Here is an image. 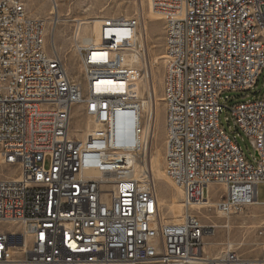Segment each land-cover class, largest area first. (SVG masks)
Here are the masks:
<instances>
[{
  "label": "built area",
  "instance_id": "built-area-1",
  "mask_svg": "<svg viewBox=\"0 0 264 264\" xmlns=\"http://www.w3.org/2000/svg\"><path fill=\"white\" fill-rule=\"evenodd\" d=\"M69 1L49 0L45 20L29 16L23 0H0V165L17 169L0 177V264H264V255L229 247L205 254L210 225L199 217L203 208L230 215L264 207V91L229 106L219 100L251 89L262 72L264 0H148L164 22L162 159L181 190L177 221L162 217L148 164L154 105L144 108L125 59L145 57L143 15L107 17L96 42H83V21L73 19L82 85L56 50L55 29L70 14L60 5ZM75 107L83 128L70 124ZM222 107L255 164L220 125ZM114 113H126V123L113 126ZM36 161L45 172H35ZM211 185L221 187L215 199ZM256 232L264 237V220Z\"/></svg>",
  "mask_w": 264,
  "mask_h": 264
},
{
  "label": "rangeland",
  "instance_id": "rangeland-1",
  "mask_svg": "<svg viewBox=\"0 0 264 264\" xmlns=\"http://www.w3.org/2000/svg\"><path fill=\"white\" fill-rule=\"evenodd\" d=\"M135 1L137 3L136 5L138 6L137 12H141L145 20L144 26L146 29V41L143 42L145 57L144 59L141 58L142 63L140 62L139 67H137V81L139 85H142V81L146 83L142 88L144 99H150V101L155 99L156 102V135L152 141V150H156L159 167L163 170L162 156L164 148V108L161 101V56L163 54L164 22L162 19L155 20L153 15L147 16V0H71L67 3H62L60 5L61 14H63L67 8H69L70 14L68 16H61L60 23L55 29L54 37L56 50L66 64L68 75L83 85V77L78 59L73 48L71 47L70 35L73 29V19H80L83 21L85 18L90 20L97 16H132L134 12H136L134 5ZM23 2L26 12L29 16L39 17L45 20L49 19V0H23ZM82 26L80 28V37L82 36ZM50 38V36L46 37L47 44ZM145 66L148 70V76L143 75V68ZM152 88L154 91H152ZM263 91L264 67L257 79V82L252 86L251 89L246 91L224 92L219 100L222 105L229 106L233 102L255 100L260 98ZM224 96L228 97V99H224ZM79 111L80 107H75L73 109L70 122L72 128L84 127V120L79 118ZM219 123L230 137L235 135V140L238 142L243 156L249 162L255 164L257 156L254 148L251 146L245 135L234 130L235 125L233 124L232 119L229 117V112L224 107H222V111L219 114ZM16 172L17 169L14 166L0 165V177L12 176L15 175ZM156 183V185H158V195L161 193L163 196H170V194L173 193L172 188L175 185L172 183L170 186H167L161 180H156ZM220 190L221 187L211 185L206 189V194L207 196H210L211 199H215ZM179 201L181 203V195L179 196ZM257 201L260 203L264 202V183H259L257 186ZM159 209L164 220L172 221L171 215L168 212V207L166 205L159 204ZM182 214L183 212L181 215ZM199 217L203 224L210 225L209 235H206L203 238L205 254L209 256L217 255L220 251L230 247L232 250H235L238 254L245 258L263 257L264 252L262 243L264 242V237L259 236L256 230L264 220V207H248L239 213L230 215H223L217 212L214 208H203L200 211ZM12 228L15 229V227L10 226V229Z\"/></svg>",
  "mask_w": 264,
  "mask_h": 264
},
{
  "label": "bare ground",
  "instance_id": "bare-ground-1",
  "mask_svg": "<svg viewBox=\"0 0 264 264\" xmlns=\"http://www.w3.org/2000/svg\"><path fill=\"white\" fill-rule=\"evenodd\" d=\"M137 2H139V1H137ZM136 4L137 3L135 1L134 5H135L136 12H137V7L138 6ZM148 15H153V18L155 20L161 19V15L156 10H154L151 7V5L149 4V2L147 0V16ZM106 19H107V17H98V16L94 17V18H92L90 20L85 18L83 20V24H82L83 25L82 26L83 29L81 30L82 31V41L83 42H96V41H98L99 27H100L101 23L103 21H105ZM27 47L28 48H36V40L35 39H27ZM125 59L128 62V64L130 66H132L133 74L135 76H137L138 75L137 67H139L140 62H141L140 55L135 53V52H130V53L126 54ZM137 78H138V76H137ZM145 84L146 83L144 81H142V85H139V83H138V86H140V95L142 96V99H143V102H144L143 103L144 104V108L148 111V110H150V106L154 105L155 116L157 117V108H156V105H155L156 102L154 101L155 99H152V101H150V99L146 100L143 97L142 88H143V86ZM112 88L113 89H121L122 88V84L114 85V86H112ZM121 123H126V113H114L113 126H120ZM87 128H89V127L87 126ZM84 132H86V131H84ZM154 135H155V132L153 130V136ZM152 141H153V138H151V140H150V144H149V158H148L149 159V163L148 164L150 166L152 178H153L155 183H156V180H158V181L161 180L167 186H170L171 185V181L166 177V175L164 174V171L159 167V161H158V157H157V152H156V150L155 151L152 150ZM139 170H140L139 165L134 164V172L136 174H138ZM35 172H45V161H36L35 162ZM156 187L158 189V185H156ZM172 190H173V193L170 194V196H163L159 192L160 194L158 195V205L159 204L166 205L168 207V212L171 215L172 221H177L178 217L181 215V213L184 210L182 208V205H181L180 201H179V196L181 195V190L178 187H176V186H174L172 188ZM204 206H206V205H204Z\"/></svg>",
  "mask_w": 264,
  "mask_h": 264
}]
</instances>
